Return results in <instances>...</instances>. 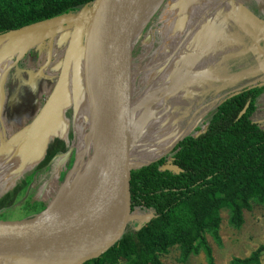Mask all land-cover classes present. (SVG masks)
<instances>
[{"label":"water","instance_id":"obj_1","mask_svg":"<svg viewBox=\"0 0 264 264\" xmlns=\"http://www.w3.org/2000/svg\"><path fill=\"white\" fill-rule=\"evenodd\" d=\"M163 2L93 0L90 5H83L75 27L77 34L72 38L74 31L70 33L52 87L36 113L33 125L40 122L63 93L68 73L76 66L77 36L82 37L83 81L92 89L89 91L91 100L97 92H100L98 96H107L108 83L117 79L122 66L124 80L128 83L129 115H118V109L114 107L115 115L109 119V129L98 147L92 168L96 181L67 198L57 200L56 197L37 212L0 218V264L5 261L8 264H82L99 257L126 231L130 216V181L135 169L143 164L139 165L138 160L148 125L152 53L157 15ZM148 3L152 7L143 18ZM64 15L3 32L0 42L24 35L31 37L34 32L37 36L30 38L28 47L31 48L40 40L51 37L56 24L66 26L61 23L71 19L66 20ZM142 20L145 21L140 25ZM52 25L55 27L51 28ZM52 49L47 52V62ZM93 87L96 90L93 91ZM247 106L248 102L238 117ZM96 116L95 107L90 123L92 134Z\"/></svg>","mask_w":264,"mask_h":264},{"label":"trees","instance_id":"obj_2","mask_svg":"<svg viewBox=\"0 0 264 264\" xmlns=\"http://www.w3.org/2000/svg\"><path fill=\"white\" fill-rule=\"evenodd\" d=\"M92 1L0 0V34ZM263 92L264 81L230 94L202 129L182 135L137 167L130 181V213L141 212L147 219L82 264H164L159 256L172 246L182 260L202 251L206 264H214L205 234L219 243L220 210L225 208L228 224L239 228L243 210L253 202L264 204V127L251 118ZM262 255L264 244L248 256L231 258V264H259Z\"/></svg>","mask_w":264,"mask_h":264},{"label":"rangeland","instance_id":"obj_3","mask_svg":"<svg viewBox=\"0 0 264 264\" xmlns=\"http://www.w3.org/2000/svg\"><path fill=\"white\" fill-rule=\"evenodd\" d=\"M171 1L173 0H164L162 3L164 5L161 7H165ZM245 1L243 0V2ZM232 5L233 3L230 1V6ZM82 7L83 5H80L66 12L67 14L64 13L63 17L72 21L61 23L67 24L66 26L56 24L57 27L52 30L51 37L46 41L40 40L31 48L27 47L21 55L19 64L21 67H28L29 71L27 74L30 75V83L23 85L24 96H21L19 103L16 104L17 108L18 106L20 108L19 114L5 115L0 121V217L16 218L30 214L31 210L39 211L40 205L43 208L57 197L68 175L66 187H71L72 177L70 172L77 162L81 136L91 132L90 123L95 112V101L94 98L91 100L92 96L90 97V95L88 103L84 99L85 104L78 110V100L80 98L82 104L83 91L81 88L84 86L82 37L77 36L75 38V43L79 49L76 55L79 58L75 57L76 66L74 63L75 68H71L68 73L63 93L58 101L52 105L51 109L44 114L40 122L35 125H33L35 117L33 114L34 111L38 112L37 110L40 108L35 109L33 97L36 92L35 101L39 100L38 104L41 107L40 104L44 102L43 100H45L51 87H45L46 83L50 82L48 74L52 70L51 83H53L70 33L74 31L72 38L77 34L75 27L79 22V17L82 15ZM235 16L231 14V19H229L234 26H236L235 21H233ZM170 19L172 20L171 17ZM170 24L171 21L166 24V28ZM50 27L54 28L55 26L52 25ZM166 28L165 30L155 31V46L152 53L154 81L152 80L153 83L150 88L152 96L148 97L149 118L145 132L146 137L138 160L139 165L167 151L175 140L183 134L181 131L185 130L181 129L179 115L172 114V107L164 105L156 97L157 78L167 75V73L174 74V69H178L174 64L177 46L172 47V40L166 38L170 32V29ZM159 35H161V38H159ZM179 35H182V32ZM179 35L177 34L175 37L179 39ZM34 36H37V34L33 32L31 37ZM169 36H171V32ZM172 37L174 36L172 35ZM228 38L231 37L229 36ZM53 43L54 47L52 49ZM36 48L39 49L36 51ZM49 48L52 49V56L47 62ZM31 54L32 56L38 54V57H31ZM235 62L236 59L234 64H236ZM172 64H174L173 67H171ZM186 72L188 73V71ZM263 76V73L257 72V74L249 77H239L236 86L240 88L241 86H250L251 83V85L259 84V82H262L260 79H263L261 78ZM31 77L34 81H32ZM44 83L45 85H43ZM116 94L115 106L118 109L117 114L129 115V90L128 83L124 80L122 66L120 67L119 75L117 74ZM212 94L211 91H208L206 95H201L198 98L202 97L205 100ZM262 94L259 99H262ZM259 99L257 102H259ZM213 111L209 115L210 117ZM251 118L258 122L261 127H264V113L262 115H252ZM2 123H6L5 126ZM118 130L120 131L121 129ZM193 131H188L187 134H191ZM90 153L91 145H89L86 155L82 157L81 164L88 160ZM73 194H75L74 191ZM29 207L34 208L30 209ZM147 217V215H142L141 212H131L126 228L135 229ZM220 217L219 243L209 233L205 234L207 244L211 248L214 264H231V258L248 256L259 245L264 244V204L253 202L249 210H243V222L239 228H234L228 224V211L225 208L220 210ZM204 256V253L200 251L182 260L178 247L172 246L167 253L161 254L159 259L164 264H206ZM259 258V264H264V255ZM116 264H124V261L120 260Z\"/></svg>","mask_w":264,"mask_h":264},{"label":"crops","instance_id":"obj_4","mask_svg":"<svg viewBox=\"0 0 264 264\" xmlns=\"http://www.w3.org/2000/svg\"><path fill=\"white\" fill-rule=\"evenodd\" d=\"M230 1L233 3L232 6ZM263 8L264 0L245 2L243 0H173L165 7H160L156 30H165L166 24L171 21L172 25L167 27L171 36L169 32L166 38L172 40V47L177 46L176 54L173 55L176 56L174 64L178 69H174V74L167 73L157 78L156 97L164 105L172 107L173 115H179L181 129H185L181 131L183 134L179 132L182 135H186L191 130H194L191 133L194 134L202 129L213 109L224 98L247 87L237 88L239 77H249L257 72L264 74ZM231 14L234 16L236 14L233 19L236 26L229 20ZM181 32L182 35H179ZM177 34L179 39L175 37ZM30 38L24 35L0 42V121L5 115L19 114L20 108L19 106L17 108L16 104L19 103L20 97L24 96L23 85L30 83L28 67H21L19 63L21 52L31 43ZM37 55L31 54V57ZM235 59L236 64H234ZM52 76L50 70L48 74L50 82L46 85L44 83L45 87H52ZM261 78L263 79L260 81H264V76ZM85 86L84 82L81 88L82 104L79 98L78 110L85 104L84 99L88 103ZM208 91L213 93L212 96H208L205 100L202 97L198 98L206 95ZM36 96L35 92L33 100L37 110L40 106L39 100L35 101ZM150 96L152 91L149 92L148 97ZM42 104L43 102L40 105ZM36 113L34 111L32 114L36 115ZM262 113H264V94L262 99H259L253 115H262ZM2 124L5 126L6 123Z\"/></svg>","mask_w":264,"mask_h":264},{"label":"bare ground","instance_id":"obj_5","mask_svg":"<svg viewBox=\"0 0 264 264\" xmlns=\"http://www.w3.org/2000/svg\"><path fill=\"white\" fill-rule=\"evenodd\" d=\"M151 3H148L147 7L145 8L143 18L146 17L150 7H152ZM144 21L145 20H142L140 25H142ZM85 87L87 91V96L89 97L90 95L89 91L92 92V89L91 87L90 89L87 86ZM116 87H117V79L116 80L111 79L107 87V96H103V97L98 96L100 92L94 94L93 98L95 101L97 116L94 121L95 131L93 132V134L96 137L92 134V131L81 136V145L79 148V152H77L78 153L77 162L72 168V171L70 172V176L72 177V181L70 184L71 187H66V182L68 181V177H69L68 175L67 179L65 180L64 184L61 186L58 192L57 200H62L64 198H67L73 194V191L74 193H76L77 191L86 188L88 185L96 181L95 177L92 175V168L96 160V155L100 149L98 147L99 145L101 146L102 142L105 139V132H107L109 129V124H110L109 119L110 117H112V115H114V107L116 103ZM94 90H96V87H93V91ZM91 144H92L91 148L94 146V144H95V148L91 149L90 156L88 155L89 156L88 160L84 164H81L82 157L86 155L89 145ZM81 167H83L82 171H81ZM2 264H8V263L5 261Z\"/></svg>","mask_w":264,"mask_h":264},{"label":"flooded vegetation","instance_id":"obj_6","mask_svg":"<svg viewBox=\"0 0 264 264\" xmlns=\"http://www.w3.org/2000/svg\"><path fill=\"white\" fill-rule=\"evenodd\" d=\"M263 94H264V92H263ZM263 94H262V95H263ZM257 104H258V102H256V105H257ZM253 114H254V113H253ZM260 126H261V125H260ZM67 160H68V159H67ZM32 177H33V176H32ZM32 177H30V178H32Z\"/></svg>","mask_w":264,"mask_h":264}]
</instances>
